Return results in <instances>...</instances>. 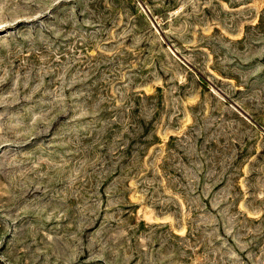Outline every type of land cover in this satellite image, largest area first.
I'll return each mask as SVG.
<instances>
[{"label":"rangeland","instance_id":"rangeland-1","mask_svg":"<svg viewBox=\"0 0 264 264\" xmlns=\"http://www.w3.org/2000/svg\"><path fill=\"white\" fill-rule=\"evenodd\" d=\"M0 264H264V0H0Z\"/></svg>","mask_w":264,"mask_h":264}]
</instances>
